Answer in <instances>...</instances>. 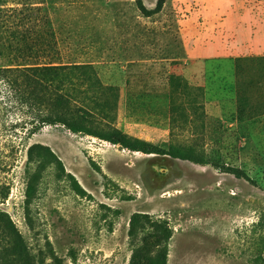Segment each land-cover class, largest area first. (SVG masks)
Listing matches in <instances>:
<instances>
[{"label": "rangeland", "instance_id": "obj_1", "mask_svg": "<svg viewBox=\"0 0 264 264\" xmlns=\"http://www.w3.org/2000/svg\"><path fill=\"white\" fill-rule=\"evenodd\" d=\"M44 65L48 94L9 72ZM167 247L264 264V0H0V264Z\"/></svg>", "mask_w": 264, "mask_h": 264}, {"label": "trees", "instance_id": "obj_2", "mask_svg": "<svg viewBox=\"0 0 264 264\" xmlns=\"http://www.w3.org/2000/svg\"><path fill=\"white\" fill-rule=\"evenodd\" d=\"M163 5V1H161L159 3V7H161ZM69 68H72L70 66H60V67H55V66H47L44 65L42 67H34V68H24V69H16V70H9V72L11 74H15V75H19L20 77H26L28 82H36L38 85H40V87L45 91L46 94L48 93H52L53 90L57 89L55 87V79H57V77L59 76V74H61V72H65L67 71ZM53 97V96H52ZM62 97V96H60ZM62 121H66V120H62ZM61 122V121H59ZM39 123H41L42 126H44L45 124H50V125H56L57 124V120L50 118V117H44L42 119H40ZM66 125L68 127H75V125H67V124H63ZM41 126H36L33 128V131L31 132V134H35L37 131L40 130ZM71 129V128H69ZM74 131H80L78 127L74 128ZM146 154H157L155 151H149L146 152ZM175 158L178 159H182V160H190L192 162H195L194 160H192L191 158H188L186 156H174ZM197 164H200L202 166H205L206 164L200 163V162H196ZM224 173H228V174H232L236 177H240L243 178L245 180H249L248 176L240 169H234V168H229V169H225L224 168ZM138 216H136L135 218H137ZM133 220V223L135 222V219ZM172 238V233L170 232V230L167 232V240L169 241ZM160 258V263L161 264H168L167 261V257H168V247L164 250V253L162 255L159 256Z\"/></svg>", "mask_w": 264, "mask_h": 264}, {"label": "crops", "instance_id": "obj_3", "mask_svg": "<svg viewBox=\"0 0 264 264\" xmlns=\"http://www.w3.org/2000/svg\"><path fill=\"white\" fill-rule=\"evenodd\" d=\"M210 51H216V52H219L216 47H215V44L213 45H209V47L207 46L202 52H198L196 56H199V57H204V56H209V52ZM200 53V54H199ZM198 57V58H199Z\"/></svg>", "mask_w": 264, "mask_h": 264}, {"label": "bare ground", "instance_id": "obj_4", "mask_svg": "<svg viewBox=\"0 0 264 264\" xmlns=\"http://www.w3.org/2000/svg\"><path fill=\"white\" fill-rule=\"evenodd\" d=\"M136 154L138 155V153H136ZM149 156H151V157H152V156H154V155H149Z\"/></svg>", "mask_w": 264, "mask_h": 264}]
</instances>
